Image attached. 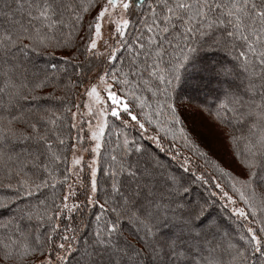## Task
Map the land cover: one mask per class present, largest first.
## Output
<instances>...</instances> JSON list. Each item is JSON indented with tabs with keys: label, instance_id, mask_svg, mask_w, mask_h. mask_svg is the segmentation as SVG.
Here are the masks:
<instances>
[{
	"label": "snow or ice",
	"instance_id": "snow-or-ice-1",
	"mask_svg": "<svg viewBox=\"0 0 264 264\" xmlns=\"http://www.w3.org/2000/svg\"><path fill=\"white\" fill-rule=\"evenodd\" d=\"M0 264H264V0H0Z\"/></svg>",
	"mask_w": 264,
	"mask_h": 264
},
{
	"label": "rangeland",
	"instance_id": "rangeland-1",
	"mask_svg": "<svg viewBox=\"0 0 264 264\" xmlns=\"http://www.w3.org/2000/svg\"><path fill=\"white\" fill-rule=\"evenodd\" d=\"M209 87L214 88L216 85L213 83L209 85ZM178 90L185 100V107L182 110V115L186 127L193 138L196 139L204 150L208 151L213 160L219 161L222 166L231 167L232 161L222 131L214 122L213 118L201 110L200 100L203 98V95L199 94L196 99L188 104V95H197L193 91V88L184 84L183 87L180 86ZM85 158H88L87 154H85Z\"/></svg>",
	"mask_w": 264,
	"mask_h": 264
},
{
	"label": "trees",
	"instance_id": "trees-1",
	"mask_svg": "<svg viewBox=\"0 0 264 264\" xmlns=\"http://www.w3.org/2000/svg\"><path fill=\"white\" fill-rule=\"evenodd\" d=\"M217 57H218V56H217ZM218 58H219V57H218ZM183 85H184V84L182 83L181 87H183ZM178 92H179V90H178ZM210 211H211L213 214H215V211H216V210H215V209H211Z\"/></svg>",
	"mask_w": 264,
	"mask_h": 264
}]
</instances>
